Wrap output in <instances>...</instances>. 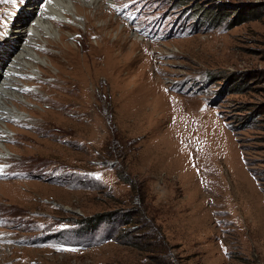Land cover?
<instances>
[{
	"label": "rangeland",
	"instance_id": "374dc122",
	"mask_svg": "<svg viewBox=\"0 0 264 264\" xmlns=\"http://www.w3.org/2000/svg\"><path fill=\"white\" fill-rule=\"evenodd\" d=\"M116 1V28L57 25L72 56L49 43L60 35L37 39L48 63L23 79L27 118L8 121L0 174L35 195L0 201V261L264 264V0ZM13 2L0 4V62L10 24L40 14ZM141 24L123 59L97 53Z\"/></svg>",
	"mask_w": 264,
	"mask_h": 264
},
{
	"label": "bare ground",
	"instance_id": "6f19581e",
	"mask_svg": "<svg viewBox=\"0 0 264 264\" xmlns=\"http://www.w3.org/2000/svg\"><path fill=\"white\" fill-rule=\"evenodd\" d=\"M4 1L6 0H0V4H2ZM20 1L22 4H25L23 12L25 10L27 15L34 14L38 11V9H40V14L33 19L32 24L29 26L25 25L26 20L22 16L23 13L18 15V18H16L13 23H9L12 26L11 30H9V33L13 32L15 35L11 37L10 35H7V32L4 34V36H6L4 39L7 41L9 40V49L8 51L2 53L1 57L4 59V61L0 62V76L3 77V83L0 84V174L6 171L7 175H12L10 171L8 172L4 168V161H8V159L11 158L9 157V151L11 149L6 144V141L10 139L9 130L7 127L10 126L8 121L12 122L27 118L26 113L21 111L18 100L23 101V99H25V101H29L27 100L28 98L26 99V97L29 96L30 92L32 93V91L29 89L31 84H24L25 81L23 79H27V76H31V78H33V82H36L38 74L36 66L40 65V63L47 62L42 56L43 52L39 49L40 46L37 39L48 40L45 35H60L59 41H48L51 45H55L60 49L59 57H67L66 54L69 53L70 46L64 43V32L58 30L57 25L65 26L67 21L71 20L70 15L75 19H79L80 16H84L86 22L102 19L105 22L103 24L105 28H110L111 26L116 28L115 25L117 23L116 22L114 24L112 21L114 20L113 15H115L117 10L116 0H113V2L111 0H14L13 3L17 4ZM103 1H108L110 5L107 7L102 6L101 2ZM128 7L129 5L127 8ZM119 8L122 9L123 7L119 6ZM93 9H95V12L93 15H91L89 10ZM3 11L4 8L0 6V14H2ZM109 15H112V17ZM115 20L119 19L116 18ZM76 23L80 24L78 20H76ZM117 24H120V22ZM130 30L131 27L126 25V27H123V29L117 33L114 38H112L113 34L111 31L108 32L107 35L102 39L104 44L108 45V47L105 49L100 48L104 52L101 53V51H98L97 53L108 58H122L123 56H127L129 53L133 52L135 49L133 43H138L139 45L142 41L144 43L145 35L142 24L141 26L136 27V30L133 33H131ZM2 48L3 47L0 45V51L3 52ZM70 55L72 56V54ZM49 60L51 65H55L52 57H49ZM83 67L84 66H82V68ZM40 69L42 73L50 72L49 67H40ZM105 70H108V74L113 75L114 72H116V66L106 67ZM61 73L62 70L60 69V72L58 73L59 77L61 76ZM30 113H32V111H30ZM19 183L22 184L24 182L15 181L14 183L11 182L9 184L0 182V201H3L4 198L11 202H18L20 200L28 202V200H31V197L35 195H31V192L34 191L32 189L34 188L27 186L25 190H27L28 193H23L17 191ZM10 257L11 252L5 255L4 259L0 261V264H5L8 262L7 260Z\"/></svg>",
	"mask_w": 264,
	"mask_h": 264
},
{
	"label": "trees",
	"instance_id": "16d2710c",
	"mask_svg": "<svg viewBox=\"0 0 264 264\" xmlns=\"http://www.w3.org/2000/svg\"><path fill=\"white\" fill-rule=\"evenodd\" d=\"M104 217L103 215H94V216H91L89 219L86 220V224H96L98 222H101L104 220Z\"/></svg>",
	"mask_w": 264,
	"mask_h": 264
}]
</instances>
